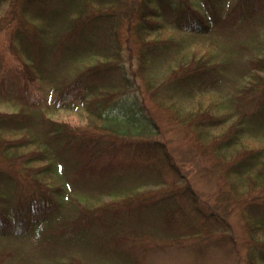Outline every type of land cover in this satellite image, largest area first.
<instances>
[{"label":"trees","instance_id":"obj_1","mask_svg":"<svg viewBox=\"0 0 264 264\" xmlns=\"http://www.w3.org/2000/svg\"><path fill=\"white\" fill-rule=\"evenodd\" d=\"M195 1L0 0V32L21 63L0 78L1 99L21 105L0 111V196L29 199L1 209L0 241L82 246L109 264H148L167 247L233 254L228 215L239 209L246 262L264 264V141H247L264 138V0ZM228 79L241 88L224 92ZM38 81L53 94L31 92ZM158 119L232 210L205 203L166 139L149 137L162 134ZM69 202L77 212L65 219Z\"/></svg>","mask_w":264,"mask_h":264},{"label":"rangeland","instance_id":"obj_2","mask_svg":"<svg viewBox=\"0 0 264 264\" xmlns=\"http://www.w3.org/2000/svg\"><path fill=\"white\" fill-rule=\"evenodd\" d=\"M230 4L236 0H228ZM196 4H200V1H195ZM173 33L163 32L161 36L170 37ZM179 36V34H178ZM183 36V35H182ZM181 37V36H180ZM5 34L0 32V78L1 76L9 75L10 70L17 67L21 64L17 59L16 55L12 54V51L9 49V43L7 41ZM195 42L205 43V38L195 39ZM232 43L229 42L224 45V50L229 52L235 50L232 47ZM225 53L221 52L220 56H223ZM97 59L93 61H87L84 64V67L88 65L97 64ZM245 64L244 59L240 62ZM242 82L239 79H236L234 84L231 80H226L222 86L223 91H233L241 88ZM52 84L47 81H38L33 87L35 94L44 95L53 94ZM33 94V95H35ZM32 96V95H31ZM34 97V96H32ZM21 105L14 102H4L0 97V111L7 112H17L19 111ZM48 114L54 119L64 120L69 122L74 126H85V124L90 123L86 118V115L82 111L71 112L68 110H52L48 111ZM162 134L160 136L150 134L149 137H164L168 142L170 150L173 152L174 157L180 162V165L183 167L184 171L188 175L194 191L197 192L202 200L210 206H218L220 210L226 211L230 207L227 206L226 197L224 192H221L219 185L217 184L216 179L204 174L202 171H194L195 164L192 161L190 147L188 142L184 139L183 135L176 130L171 129L170 125L165 119H158ZM147 136L143 135L139 138H145ZM248 146H253L259 144L258 142L264 141L263 137L253 136L247 139ZM196 163V162H195ZM13 185L4 186V189L14 191ZM140 193H138L139 195ZM29 199L26 197H18L17 194L11 193L8 196V199H1L0 196V211L1 209L7 210V212L13 211V208L19 207V204L26 202ZM109 198H105L104 201H109ZM68 204L62 210V216H65V219H70L77 212L76 205L77 203ZM227 206V208H226ZM95 207L94 202H85L83 203V208H89L93 210ZM232 210V209H231ZM239 209L231 211L229 215L225 212L222 214L228 215L230 222L233 226V239H235V251L232 254L228 246H212L208 248L201 257H194L187 247H167L163 252L150 254L146 259L148 264H247V257L249 255V249L246 245L243 247L242 240L244 241L245 235L242 230V224L238 221L236 215ZM235 214H234V213ZM7 248L8 256L5 258L1 264H109L110 262L104 261L99 256L93 254L92 249H85L81 246L76 248L75 246L66 245L60 243L55 247H48L44 244L39 243L38 239H28L22 242L15 240L0 241V250L2 248ZM3 251V250H2ZM108 262V263H106Z\"/></svg>","mask_w":264,"mask_h":264}]
</instances>
